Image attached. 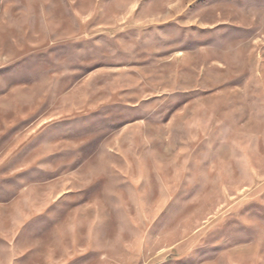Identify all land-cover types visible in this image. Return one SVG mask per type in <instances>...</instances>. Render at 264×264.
I'll return each instance as SVG.
<instances>
[{"label":"rangeland","instance_id":"obj_1","mask_svg":"<svg viewBox=\"0 0 264 264\" xmlns=\"http://www.w3.org/2000/svg\"><path fill=\"white\" fill-rule=\"evenodd\" d=\"M0 264H264V0H0Z\"/></svg>","mask_w":264,"mask_h":264}]
</instances>
